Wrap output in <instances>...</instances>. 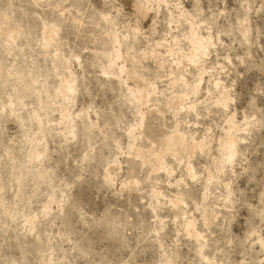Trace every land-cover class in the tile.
<instances>
[{
  "label": "rangeland",
  "instance_id": "obj_1",
  "mask_svg": "<svg viewBox=\"0 0 264 264\" xmlns=\"http://www.w3.org/2000/svg\"><path fill=\"white\" fill-rule=\"evenodd\" d=\"M0 264H264V0H0Z\"/></svg>",
  "mask_w": 264,
  "mask_h": 264
}]
</instances>
